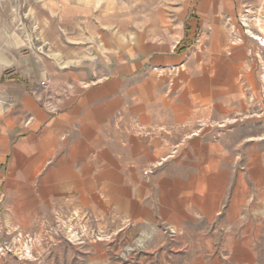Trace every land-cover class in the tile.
Returning <instances> with one entry per match:
<instances>
[{
	"label": "rangeland",
	"instance_id": "374dc122",
	"mask_svg": "<svg viewBox=\"0 0 264 264\" xmlns=\"http://www.w3.org/2000/svg\"><path fill=\"white\" fill-rule=\"evenodd\" d=\"M240 2L264 6V0ZM229 9L230 0H0V71H20L21 84L37 78L44 95L52 71L56 83L64 80L58 71H81L86 86L113 80L118 85L112 114L118 139L111 149L116 162L101 172L100 187L87 188L82 197L63 196L62 190L56 196L38 174L8 171L0 185V264H178L171 249L183 244L196 253L198 238L189 221L182 230L160 219L159 200L167 199L162 190L186 181L180 161L189 158L181 153L191 141L199 142L200 160L207 157L201 149L211 148L230 167L222 151L230 152L234 141L226 129L262 116L249 94L251 107H232L237 93L226 90L213 71L242 29L264 49V41L249 31L245 16L254 14L251 8L234 11L232 25L225 18ZM256 12L254 25L264 35L263 12ZM114 71L119 73L112 76ZM256 97L264 105V87ZM255 126L264 130V120L247 123ZM170 138L173 146L155 151ZM132 146H150V156L139 159ZM253 159L240 157L226 188L225 205L242 174L247 196L241 199V219L238 204L231 220L220 209L213 243L205 246L224 264H264V202L260 206L256 195L264 167ZM140 177L148 186L139 189L143 204L140 198L129 205L127 193L137 190ZM127 210L140 219L128 218ZM184 249L183 264H189L191 251Z\"/></svg>",
	"mask_w": 264,
	"mask_h": 264
},
{
	"label": "crops",
	"instance_id": "0c3cea01",
	"mask_svg": "<svg viewBox=\"0 0 264 264\" xmlns=\"http://www.w3.org/2000/svg\"><path fill=\"white\" fill-rule=\"evenodd\" d=\"M240 1L230 0L232 10L229 9L225 18L232 25V20H236L234 11H241L243 5L251 8L254 14L245 16L249 31L257 35L260 41H264L263 33L257 29L261 26L254 25L258 21L256 11L263 12V18L260 15V19L264 23V6L257 3L245 6ZM226 51L223 53L221 64L214 67L213 71H217L218 77L222 78L226 90L229 88L230 92L233 90L237 93L231 95V98L237 101L232 107L238 108L239 111L251 107V98H247L249 94L252 98L255 97L256 108L261 110L262 116L238 121V128L226 129L230 141H234L230 143V152L222 151L230 156V167H224L219 151H210L211 148L201 149L206 151L207 157L200 160L198 140L191 141L192 146L181 153L189 156L186 161H180L186 181H180L174 189L169 190V185L166 186L165 191H162L167 193V199L159 200L160 219L163 222L183 230L186 228L184 222L189 221L193 235L198 238L197 243L193 245L196 246V253L192 248L184 249L183 244L171 249L175 260L178 258V264H183L186 259L182 254L183 249L191 251L192 257L190 255L191 258H187L189 264H224L219 255H213V250L210 249L206 251L205 246L210 247L213 243V237L217 233L214 222L220 214V209L224 208V215L231 220V215L236 213L234 207L238 204V219L242 217L241 199L244 198L245 201L247 196L242 174L236 175L232 201L225 205L231 168L241 156L247 162L248 154L249 160L255 156L250 163L257 165L261 171L264 167V130L258 126L247 127V123L254 122L259 125L264 120V105L256 97V91L260 93V89L264 87V49L257 46L252 38L246 37L242 29L239 39L229 42ZM55 73L52 71L49 78L51 82L48 83L44 95L37 78L27 84H21L17 79L21 75L20 71H0V185L7 181L8 171L32 172L33 175L38 174L41 182L50 183L53 195L60 196L62 190L63 196L77 194L82 197L86 195L84 190L87 188L100 187L97 179L101 172L111 170L110 167L116 162L111 149L115 146L116 150L115 140L118 139L117 123L112 122V114L118 108L117 100H113L118 85L117 81L113 80L86 86V83L83 84L79 80L81 71H58V76L63 78H57L64 80L56 83ZM118 73L119 71H114L112 76ZM246 86L253 90L246 92ZM253 108L254 106L251 109ZM248 139H254L256 142L249 147L246 144ZM167 144L173 146V139H167L166 148L163 146L155 151L164 153ZM157 145L158 142H155L154 147ZM132 148L131 152L133 151L139 159L147 160L150 156V146ZM42 173L44 174L41 175ZM144 183V179L142 181L141 177L137 178V190L134 189L126 196L129 205H136L141 198V185L148 188ZM256 187L261 206L264 202V183L262 187L258 184ZM168 195L171 196L170 199ZM184 196L190 197L181 200ZM235 197H238V203ZM142 202L141 198L139 204H143ZM127 212L128 218L140 219L136 212ZM244 227L246 228L245 224Z\"/></svg>",
	"mask_w": 264,
	"mask_h": 264
}]
</instances>
